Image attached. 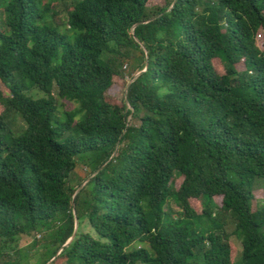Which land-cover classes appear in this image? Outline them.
<instances>
[{"label":"trees","instance_id":"obj_1","mask_svg":"<svg viewBox=\"0 0 264 264\" xmlns=\"http://www.w3.org/2000/svg\"><path fill=\"white\" fill-rule=\"evenodd\" d=\"M56 1L0 0V264H264V0Z\"/></svg>","mask_w":264,"mask_h":264},{"label":"rangeland","instance_id":"obj_2","mask_svg":"<svg viewBox=\"0 0 264 264\" xmlns=\"http://www.w3.org/2000/svg\"><path fill=\"white\" fill-rule=\"evenodd\" d=\"M71 0H57L56 2L53 3L54 10L58 12L57 18L64 22L66 21L65 17V8H67L70 4ZM165 4V0H149L147 2L148 8H156V7H162ZM2 18L0 17V21ZM65 25V24H64ZM64 25H62V28H64ZM256 44L260 48V50L264 51V43H263V33L260 31L258 35L256 36ZM133 64V63H132ZM134 65H124L123 66V72L124 74H128V72L133 71L135 68L133 67ZM215 68L218 73H222V69L220 66L216 63ZM125 76V80H126ZM124 91L125 88L123 86V81L118 80L117 84L112 85L109 90L106 91V95L108 98V101L111 103H117L119 104L123 98H124ZM4 93H6V90L4 89ZM56 103H57V112L58 114L62 117L63 110L66 108L70 107L68 104H64L62 100H60L58 97H56ZM1 111V107H0ZM17 123L22 125L21 119H17ZM134 123H138V121H134ZM89 163H90V156L89 154L85 153L82 154L81 156L78 157L74 169L70 172L69 177H68V182L69 185L71 186H76L78 182L81 181V179L84 178L89 172ZM180 182V178H175L174 179V184L177 186ZM254 196L255 199L257 200L259 205L264 204V191L260 189H256L254 191ZM216 203H220V197H215L214 198ZM193 206L197 210L200 209V204L198 201H193ZM170 207L172 210H176L175 205L170 202ZM227 226L226 230L227 232H231L234 228L228 224V219H227ZM49 237V233H31L30 235L26 236H21L18 240V246H19V254H20V259L23 264H39L40 262V253L36 250V248L33 246V240H43L47 239ZM230 247H231V257L234 258L235 256H238L241 251V244L240 240L236 236H231L230 239ZM135 247L139 246H144L148 247L147 244L145 243H135Z\"/></svg>","mask_w":264,"mask_h":264},{"label":"water","instance_id":"obj_3","mask_svg":"<svg viewBox=\"0 0 264 264\" xmlns=\"http://www.w3.org/2000/svg\"><path fill=\"white\" fill-rule=\"evenodd\" d=\"M146 64H147V63H146ZM144 70H145V69H143L142 71H144ZM142 71H141V72H142ZM141 72H138L137 74H135L134 77H136V76H137L139 73H141ZM128 85H129V82L126 84V89H127ZM88 179H89V177L85 180V182H83V183L79 186V188L76 190L75 193H77V192L81 189V187L87 182ZM74 233H75V229H74V232H73L72 236L67 240V242H66L63 246H66V245L72 240V238H73V236H74ZM50 261H51V260H50ZM50 261L47 262L46 264H49Z\"/></svg>","mask_w":264,"mask_h":264}]
</instances>
